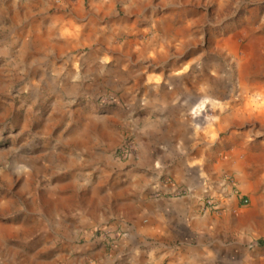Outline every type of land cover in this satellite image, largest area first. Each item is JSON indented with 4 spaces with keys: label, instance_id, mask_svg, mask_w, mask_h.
I'll return each mask as SVG.
<instances>
[{
    "label": "rangeland",
    "instance_id": "rangeland-1",
    "mask_svg": "<svg viewBox=\"0 0 264 264\" xmlns=\"http://www.w3.org/2000/svg\"><path fill=\"white\" fill-rule=\"evenodd\" d=\"M62 2L0 0V264H126L123 231H104L124 227L113 202L132 196L119 147L171 108L205 129L242 104L264 111V0H136L127 29L115 0L95 21L102 54L74 20L50 30L70 17Z\"/></svg>",
    "mask_w": 264,
    "mask_h": 264
},
{
    "label": "crops",
    "instance_id": "crops-1",
    "mask_svg": "<svg viewBox=\"0 0 264 264\" xmlns=\"http://www.w3.org/2000/svg\"><path fill=\"white\" fill-rule=\"evenodd\" d=\"M62 1L70 17L55 14L50 30L63 36V23L74 20L82 30L94 31L98 41L90 42L102 54L104 26L95 21L115 12V0ZM121 5L122 27L135 26L136 0ZM241 106L220 113L207 129L184 126L187 111L182 109L161 111L167 121L142 116L136 135L148 141L137 142L128 154L130 181L122 183L132 196L113 202L128 218L124 227L104 226L109 239L114 230L123 231L111 241L118 258L126 264H264V111ZM206 199L213 207L205 205ZM93 250L79 260H87Z\"/></svg>",
    "mask_w": 264,
    "mask_h": 264
},
{
    "label": "built area",
    "instance_id": "built-area-1",
    "mask_svg": "<svg viewBox=\"0 0 264 264\" xmlns=\"http://www.w3.org/2000/svg\"><path fill=\"white\" fill-rule=\"evenodd\" d=\"M132 149H133V146L130 142H126L124 144H122L119 149H118V155L121 157V158H125L129 153L132 152ZM246 200L243 199V202H245ZM213 200L211 199H206L205 200V205L207 207H213Z\"/></svg>",
    "mask_w": 264,
    "mask_h": 264
}]
</instances>
